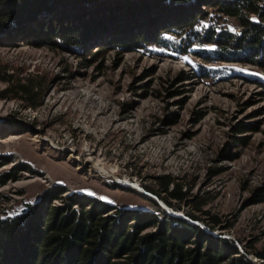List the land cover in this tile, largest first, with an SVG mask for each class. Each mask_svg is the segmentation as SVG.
<instances>
[{"label":"rangeland","instance_id":"1","mask_svg":"<svg viewBox=\"0 0 264 264\" xmlns=\"http://www.w3.org/2000/svg\"><path fill=\"white\" fill-rule=\"evenodd\" d=\"M206 12L196 28L240 31L235 19ZM19 39L0 44V175H18L0 182V216L62 187L119 209L156 203L168 216L199 217L190 222L204 230L218 219L213 236L240 251L264 248L263 69L197 53L212 45L134 51L107 37L75 52ZM29 79L39 85L37 108L19 99L18 83ZM161 177L176 179L187 199L170 206L146 189L159 192Z\"/></svg>","mask_w":264,"mask_h":264},{"label":"trees","instance_id":"2","mask_svg":"<svg viewBox=\"0 0 264 264\" xmlns=\"http://www.w3.org/2000/svg\"><path fill=\"white\" fill-rule=\"evenodd\" d=\"M208 9L235 19L240 31L196 28ZM165 35L182 40L174 45ZM16 37L30 45L75 52L107 37L115 39V48L134 51L157 46L186 52L192 44L212 45L214 49L197 53L264 70V0H0V44H11ZM184 75L181 79L187 80ZM17 90L28 107L42 105L35 102L39 85L32 80L19 82ZM246 130L238 127L237 134ZM17 180L15 173L0 175L3 185ZM158 186L159 192L146 189L170 206L169 200L187 199L176 179L161 177ZM67 193L62 187L48 189L22 213L0 216V264L264 263V248L243 245L240 251L241 243L213 236L210 231L220 225L218 219L206 223L209 230H204L190 222H204L199 217L168 216L156 203L151 211L119 209ZM58 200L63 205H53ZM150 228L155 231L144 233Z\"/></svg>","mask_w":264,"mask_h":264},{"label":"water","instance_id":"3","mask_svg":"<svg viewBox=\"0 0 264 264\" xmlns=\"http://www.w3.org/2000/svg\"><path fill=\"white\" fill-rule=\"evenodd\" d=\"M161 203V202H160ZM163 205V204H162ZM163 207L165 208V210H167V212L170 214V211L168 210V208L166 206L163 205Z\"/></svg>","mask_w":264,"mask_h":264},{"label":"bare ground","instance_id":"4","mask_svg":"<svg viewBox=\"0 0 264 264\" xmlns=\"http://www.w3.org/2000/svg\"><path fill=\"white\" fill-rule=\"evenodd\" d=\"M136 188V187H135Z\"/></svg>","mask_w":264,"mask_h":264}]
</instances>
